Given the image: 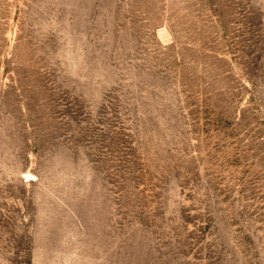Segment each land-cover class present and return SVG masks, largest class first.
Listing matches in <instances>:
<instances>
[{
  "label": "rangeland",
  "instance_id": "1",
  "mask_svg": "<svg viewBox=\"0 0 264 264\" xmlns=\"http://www.w3.org/2000/svg\"><path fill=\"white\" fill-rule=\"evenodd\" d=\"M0 264H264V0H0Z\"/></svg>",
  "mask_w": 264,
  "mask_h": 264
}]
</instances>
